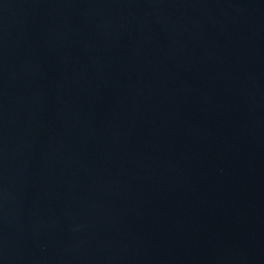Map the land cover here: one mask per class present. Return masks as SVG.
I'll list each match as a JSON object with an SVG mask.
<instances>
[{
	"label": "water",
	"instance_id": "water-1",
	"mask_svg": "<svg viewBox=\"0 0 264 264\" xmlns=\"http://www.w3.org/2000/svg\"><path fill=\"white\" fill-rule=\"evenodd\" d=\"M0 264H264V0H0Z\"/></svg>",
	"mask_w": 264,
	"mask_h": 264
}]
</instances>
